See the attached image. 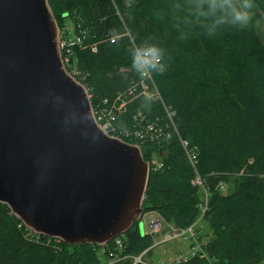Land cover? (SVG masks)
Masks as SVG:
<instances>
[{"label": "trees", "instance_id": "trees-1", "mask_svg": "<svg viewBox=\"0 0 264 264\" xmlns=\"http://www.w3.org/2000/svg\"><path fill=\"white\" fill-rule=\"evenodd\" d=\"M220 2L244 12L256 7L264 18V0ZM48 3L62 36L67 37L64 20L74 24L78 43L62 55L69 73L72 68L82 73L76 79L92 97V108L120 104L121 95L127 108L117 115L119 128L129 125L139 107L163 120L169 109L180 137L197 155L209 196L203 218L204 195L192 185L195 172L177 138L162 145L164 167L150 172L143 202L145 213L177 228L197 223L198 232L200 221L207 224L203 255L183 264H264V43L255 28L248 20L235 25L226 12L210 11L208 0ZM139 53L163 104L130 101L142 74ZM220 185L232 189L222 192ZM198 237L203 238L199 232ZM120 238L121 250L114 241L70 247L35 235L0 204V264H105L111 253L125 257L118 264H133L152 245L138 224Z\"/></svg>", "mask_w": 264, "mask_h": 264}, {"label": "water", "instance_id": "water-1", "mask_svg": "<svg viewBox=\"0 0 264 264\" xmlns=\"http://www.w3.org/2000/svg\"><path fill=\"white\" fill-rule=\"evenodd\" d=\"M59 33L48 0H0V204L35 235L105 247L145 213L151 151L99 128Z\"/></svg>", "mask_w": 264, "mask_h": 264}, {"label": "built area", "instance_id": "built-area-1", "mask_svg": "<svg viewBox=\"0 0 264 264\" xmlns=\"http://www.w3.org/2000/svg\"><path fill=\"white\" fill-rule=\"evenodd\" d=\"M67 43H63V47L60 43V51L62 56V48H65ZM74 45V44H73ZM66 54H70V51L67 50ZM141 65L142 74L140 75V80L137 82V87H133L131 92H129L130 101L134 100V98H141L142 100L152 101L156 104H163L160 91L152 78L151 73L148 70L147 60L143 57L142 54L138 55ZM63 58V56H62ZM155 59H152V61ZM63 63L65 66V62L63 59ZM70 66V65H68ZM66 69V66H65ZM67 71V70H66ZM68 72V71H67ZM69 73V72H68ZM77 82H79L76 78L82 79V73L78 71L76 68H72V72L69 73ZM80 83V82H79ZM136 91V92H135ZM89 99L91 101L92 97L88 94ZM120 98L119 103H113L110 108H106V102L97 105L95 109L92 108L93 117L99 126V128L109 137L119 139L125 143L136 146L143 153L148 147H159V151H151L150 156L146 159V162L149 166V176L151 171H160L164 164L161 160V153L163 149L161 148L165 142L176 139L180 142L181 147L185 151L186 157L194 169L195 177L192 181V185L194 187L202 190L204 195L203 204L201 206V218L205 215L208 209V193L204 187L203 178L198 174L196 165L198 163V157L195 154L193 148L189 145V143L183 140L179 133L178 129L174 122V114L169 109H164L167 116L162 119L157 115L152 116L144 112L140 107L135 111L131 116V122L129 125L118 127L117 126V115L121 112L126 111L127 101ZM220 190L222 192L226 191V187L224 185H220ZM145 200V197H144ZM144 202V201H143ZM151 213H144L142 216V220H144L145 226V236H149L152 239V245L149 249L144 251L141 255L137 257H133V264H153L150 261L145 259L148 256V252L153 249L164 245L170 241L176 239H183L184 241H190V248L186 252H182L177 254L175 257L168 259L167 261H162L159 264H183L188 262L190 259L196 257L197 255H203L204 244L202 243V239L200 241L198 237V232L195 229V226H191L188 229H180L175 227L172 224L166 223L157 215L146 219L148 215ZM200 218V220H201ZM199 220V221H200ZM199 224V223H198ZM166 225L167 232L162 233L163 226ZM162 240L157 241L156 236L162 235ZM115 243V249L121 250L124 248V241L122 239L116 238L113 240ZM115 255L112 254L111 257L114 258ZM125 259V257L118 256L117 261L115 262H107L105 264H118L121 260Z\"/></svg>", "mask_w": 264, "mask_h": 264}, {"label": "rangeland", "instance_id": "rangeland-1", "mask_svg": "<svg viewBox=\"0 0 264 264\" xmlns=\"http://www.w3.org/2000/svg\"><path fill=\"white\" fill-rule=\"evenodd\" d=\"M51 12H52V10H51ZM245 13L247 15L248 23L250 25H252L253 28H255L254 30H255L256 34L264 43V18L262 16V14L260 13V11L256 7H251L249 10L245 11ZM64 26L66 28L65 31L67 33V37L62 36V34L59 33V46H60V43H61L62 47H63V43H67L66 44L67 46L65 48H62V54H65L67 50H69L71 52V48H72V46H74L73 44L78 43V39H77L76 34H75L74 24L70 18H66L64 20ZM59 31H60V29H59ZM60 53H61V51H60ZM62 60H63V58H62ZM116 75H118V73H116ZM226 189H227V191L230 192L232 189V186L227 185ZM153 216H155V214L151 213L148 215V217L146 219L149 220V218H151ZM138 227H139L140 233L142 235H144V233H145L144 220L140 221ZM197 229H199L198 232H199L200 236L203 237L202 243L206 244V242L208 241V237H206V235L208 233L207 224L204 221H200L198 226H197ZM166 232H167V227H166V225H164L162 233L164 234ZM163 234L157 235L156 240L161 241ZM190 245H191L190 241H184L183 239H176V240L170 241L164 245H161V246L153 249L151 251V253L145 257V259L147 261H150L153 264H159L162 261H167L168 259L175 257L179 253L186 252L190 248ZM99 256H100L101 260L104 261L105 256H104V252L102 250H100ZM117 259H118V256L115 255L114 258H110L109 260H110V262L113 263V262L117 261Z\"/></svg>", "mask_w": 264, "mask_h": 264}, {"label": "clouds", "instance_id": "clouds-1", "mask_svg": "<svg viewBox=\"0 0 264 264\" xmlns=\"http://www.w3.org/2000/svg\"><path fill=\"white\" fill-rule=\"evenodd\" d=\"M243 7L247 8L248 5L245 4ZM208 8L212 12H216L217 10L226 12L230 16L232 24L243 25L247 21V15L244 11L228 3H221L220 0H208Z\"/></svg>", "mask_w": 264, "mask_h": 264}, {"label": "bare ground", "instance_id": "bare-ground-1", "mask_svg": "<svg viewBox=\"0 0 264 264\" xmlns=\"http://www.w3.org/2000/svg\"><path fill=\"white\" fill-rule=\"evenodd\" d=\"M59 49H60V46H59Z\"/></svg>", "mask_w": 264, "mask_h": 264}]
</instances>
